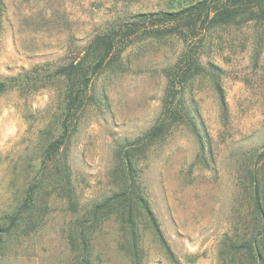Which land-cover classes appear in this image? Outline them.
<instances>
[{"label":"rangeland","instance_id":"obj_1","mask_svg":"<svg viewBox=\"0 0 264 264\" xmlns=\"http://www.w3.org/2000/svg\"><path fill=\"white\" fill-rule=\"evenodd\" d=\"M1 1L0 264L243 261L246 253L234 255L229 246L249 232V170L254 156L264 159V16L219 27L203 39L199 59L221 68L227 101L224 115L208 75L184 94L208 137L205 161L185 124L136 144L163 109V69L188 42L143 27L118 53L125 67L106 66L91 78L83 108L67 122L65 145L44 160L65 118L67 82L55 69L83 57L91 39L111 24L191 0ZM123 146L135 167V190L147 200L172 257L143 209L134 210L133 228L122 205L94 209L126 182ZM31 190V209L9 225Z\"/></svg>","mask_w":264,"mask_h":264},{"label":"trees","instance_id":"obj_2","mask_svg":"<svg viewBox=\"0 0 264 264\" xmlns=\"http://www.w3.org/2000/svg\"><path fill=\"white\" fill-rule=\"evenodd\" d=\"M2 6L3 3L0 0V8ZM261 16H264V0H191L185 6L175 10L140 12L117 24H111L91 39L84 49L83 57L73 58L54 71L56 76L67 82L64 97L65 118L62 134L47 144L44 160L50 159L65 145L67 122L83 108L91 78L106 66L114 69L125 67L126 64L120 59L118 53L125 47V41H129V38L143 27L159 35L164 33L183 35L188 42L177 61L163 69L167 79L163 109L157 123L146 132L143 138L137 139L136 144L143 143L145 139L157 137L170 126L185 124L192 128L199 143L200 158L205 161L204 148L208 137L205 135L203 138L200 134L184 94L193 89L196 79L208 75L224 115L227 113V101L220 81L221 68L212 63L207 67L199 59L203 39L219 27L243 23ZM4 87L5 84L0 82V91ZM125 147L128 146H123L121 150L127 156L125 162L127 170L124 175L126 182L119 192L103 203L94 205V209L96 212H105L116 205H122L123 217L129 228L134 227V210L137 207L143 209L162 247L167 255L172 257V251L152 215L147 200L141 192L135 190V167L129 156V148ZM262 155L263 153L254 156L249 170L248 184L252 214L249 232L246 237L238 239L236 243L229 246L236 251L234 255L238 252L246 253L243 261L241 259L237 261L239 264H264V159ZM34 199L33 190L27 192L16 214L10 216L9 225H17L22 217L21 213L31 209Z\"/></svg>","mask_w":264,"mask_h":264}]
</instances>
